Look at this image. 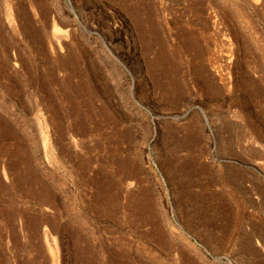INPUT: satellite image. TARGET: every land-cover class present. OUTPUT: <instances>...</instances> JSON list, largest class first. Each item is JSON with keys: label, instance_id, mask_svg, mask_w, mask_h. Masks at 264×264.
I'll list each match as a JSON object with an SVG mask.
<instances>
[{"label": "rangeland", "instance_id": "obj_1", "mask_svg": "<svg viewBox=\"0 0 264 264\" xmlns=\"http://www.w3.org/2000/svg\"><path fill=\"white\" fill-rule=\"evenodd\" d=\"M0 264H264V0H0Z\"/></svg>", "mask_w": 264, "mask_h": 264}]
</instances>
